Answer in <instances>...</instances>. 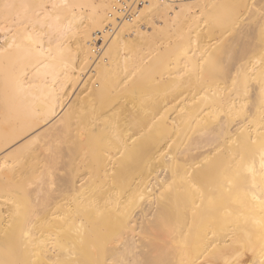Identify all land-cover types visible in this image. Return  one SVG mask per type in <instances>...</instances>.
Segmentation results:
<instances>
[{
    "label": "bare ground",
    "instance_id": "1",
    "mask_svg": "<svg viewBox=\"0 0 264 264\" xmlns=\"http://www.w3.org/2000/svg\"><path fill=\"white\" fill-rule=\"evenodd\" d=\"M114 2L0 0V264H264V0Z\"/></svg>",
    "mask_w": 264,
    "mask_h": 264
},
{
    "label": "built area",
    "instance_id": "2",
    "mask_svg": "<svg viewBox=\"0 0 264 264\" xmlns=\"http://www.w3.org/2000/svg\"><path fill=\"white\" fill-rule=\"evenodd\" d=\"M153 1L160 2L165 0H115L108 14L109 22L105 27L107 34L112 35L120 23L131 22L140 8ZM100 36L98 35V38ZM95 43L94 52L98 54L104 42L96 39Z\"/></svg>",
    "mask_w": 264,
    "mask_h": 264
},
{
    "label": "rangeland",
    "instance_id": "3",
    "mask_svg": "<svg viewBox=\"0 0 264 264\" xmlns=\"http://www.w3.org/2000/svg\"><path fill=\"white\" fill-rule=\"evenodd\" d=\"M159 45H160V43H159ZM160 46H162V45H160ZM122 104H130V101L128 99L125 100V98H123L122 95L116 96L115 92H112L110 95L108 104L105 103L103 107H99L98 104L96 103V105L93 106L91 109H89V108L83 109L80 113V119L84 120L88 115H90L91 112L99 114V113L103 112L102 109H104L106 106H108L106 109V111L108 112V111L112 110L113 108H115L117 105H122ZM81 124L84 125V122H81ZM27 262H29V260Z\"/></svg>",
    "mask_w": 264,
    "mask_h": 264
}]
</instances>
